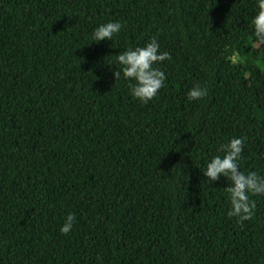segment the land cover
<instances>
[{"label":"trees","instance_id":"16d2710c","mask_svg":"<svg viewBox=\"0 0 264 264\" xmlns=\"http://www.w3.org/2000/svg\"><path fill=\"white\" fill-rule=\"evenodd\" d=\"M254 14L255 0H0V264H264V195L238 223L230 181L200 171L236 136L241 168L264 175ZM115 20L113 42L92 41ZM153 36L171 59L145 104L112 72ZM197 83L208 94L189 101Z\"/></svg>","mask_w":264,"mask_h":264},{"label":"clouds","instance_id":"9594fccd","mask_svg":"<svg viewBox=\"0 0 264 264\" xmlns=\"http://www.w3.org/2000/svg\"><path fill=\"white\" fill-rule=\"evenodd\" d=\"M249 25L252 29L254 45L264 47V0H255V14L251 16ZM123 25L119 20L100 23L91 34L93 42L112 41ZM111 46V45H110ZM116 62L122 67L112 72L116 81L123 79L131 81L130 94L134 99L147 104L155 98L167 80L166 72L159 65L165 60H170V53L160 51V44L155 36L151 37L143 46H129L115 55ZM208 90L202 84H194L185 95L189 101L199 100L207 96ZM245 147L244 137H232L223 143L218 151L221 154L212 156L205 162L200 171L207 182L213 183L227 178L230 183L226 192L230 202L227 212L229 218L235 217L238 223H243L255 214L256 201L252 196L264 195V175L257 171H245L241 168L242 152ZM188 155V153H187ZM75 217L68 214L60 226L61 234L67 235L74 227Z\"/></svg>","mask_w":264,"mask_h":264},{"label":"rangeland","instance_id":"374dc122","mask_svg":"<svg viewBox=\"0 0 264 264\" xmlns=\"http://www.w3.org/2000/svg\"><path fill=\"white\" fill-rule=\"evenodd\" d=\"M242 60V58L239 56V55H236L234 58H233V61L235 62V63H238V62H240Z\"/></svg>","mask_w":264,"mask_h":264}]
</instances>
